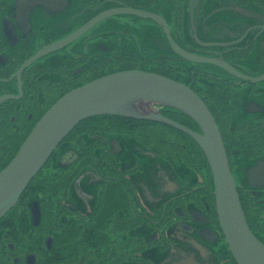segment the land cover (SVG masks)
<instances>
[{
  "label": "flooded vegetation",
  "instance_id": "obj_1",
  "mask_svg": "<svg viewBox=\"0 0 264 264\" xmlns=\"http://www.w3.org/2000/svg\"><path fill=\"white\" fill-rule=\"evenodd\" d=\"M256 13L264 15V0H0V170L68 90L114 71H154L208 105L247 221L264 242V78H251L264 74V20ZM182 51L219 57L244 75ZM157 107L201 132L182 110ZM213 188L207 158L184 130L86 117L0 217V264H239Z\"/></svg>",
  "mask_w": 264,
  "mask_h": 264
},
{
  "label": "water",
  "instance_id": "obj_2",
  "mask_svg": "<svg viewBox=\"0 0 264 264\" xmlns=\"http://www.w3.org/2000/svg\"><path fill=\"white\" fill-rule=\"evenodd\" d=\"M255 15L264 20L263 14ZM182 52L189 59L216 62L239 76L244 75L219 57ZM251 78L262 79L264 74ZM157 104L182 110L200 125L201 132L164 116ZM107 113L165 121L190 134L210 165L217 214L232 254L239 264H264V242L247 221L211 110L190 86L154 71L126 69L107 73L68 90L52 103L0 170V217L17 202L52 151L77 123L86 117Z\"/></svg>",
  "mask_w": 264,
  "mask_h": 264
},
{
  "label": "rangeland",
  "instance_id": "obj_3",
  "mask_svg": "<svg viewBox=\"0 0 264 264\" xmlns=\"http://www.w3.org/2000/svg\"><path fill=\"white\" fill-rule=\"evenodd\" d=\"M211 179V178H210Z\"/></svg>",
  "mask_w": 264,
  "mask_h": 264
}]
</instances>
